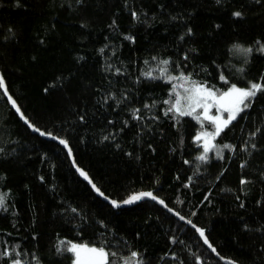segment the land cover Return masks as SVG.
Returning <instances> with one entry per match:
<instances>
[{
    "label": "trees",
    "instance_id": "1",
    "mask_svg": "<svg viewBox=\"0 0 264 264\" xmlns=\"http://www.w3.org/2000/svg\"><path fill=\"white\" fill-rule=\"evenodd\" d=\"M0 73L106 197L152 191L220 257L264 264V90L207 152L201 109L169 111L193 82L264 85V0H0ZM0 197V264H71L76 243L103 247L104 264H224L156 203L100 199L1 91Z\"/></svg>",
    "mask_w": 264,
    "mask_h": 264
},
{
    "label": "snow or ice",
    "instance_id": "2",
    "mask_svg": "<svg viewBox=\"0 0 264 264\" xmlns=\"http://www.w3.org/2000/svg\"><path fill=\"white\" fill-rule=\"evenodd\" d=\"M235 15L239 16L240 13H235ZM245 51H251V49H247ZM163 63L167 64V61H164ZM183 79H188L187 77H181ZM221 79H224L221 77ZM0 87H3V80L0 78ZM264 90V85L258 84V83H251L248 88L241 89L237 88L236 85H232L231 88L227 92L222 93L218 97L216 94L209 88H206L202 84H196L193 82V86L191 89H187L186 91L189 92V95L186 97V99L189 101V106L191 107V111L184 112L179 107V99H177L176 103L172 105V107L169 108V111H172L173 108L176 109L177 112L181 116L183 115H191L192 112L195 111L196 107H203L204 108V118L206 120L212 121L216 125V132L215 133H205V136L212 137L215 135H219L220 131L222 130V126L226 127L232 120L236 118V114L243 110V108L248 107V104L245 103V101L256 95L258 91ZM209 99H214L219 104L218 111L222 109L224 112L228 113L226 119H222L219 116H209L208 115V109L211 107V105L207 102ZM165 103H169L168 101H165ZM13 104L15 102L13 101ZM243 106V107H241ZM17 111L19 109L17 108ZM198 118V117H197ZM43 134V133H42ZM197 140L201 139V136L198 135L196 137ZM60 143L66 144V141L61 140ZM224 147H231L229 145H225ZM205 152L209 151V146L206 143L205 145ZM200 160H204L205 156L201 155L198 157ZM81 175H84L85 178H87L86 174L81 171ZM243 182V181H242ZM97 191H99L97 189ZM141 197H151L152 199H157L152 195V193H140L137 195H133L129 199L125 200L123 203L128 204L132 203L134 200H138ZM114 206H116V202H112ZM160 203H163V201H160ZM3 204V198L0 197V205ZM181 219H183L181 217ZM198 232H200V235L204 236V231L202 229H197ZM205 243H207V240L205 239ZM69 251H74L77 254V259L74 262V264H104L105 256L107 255L104 252L103 247L100 248H94V247H88L87 245H75L73 244ZM83 253V255H81ZM133 256H136V253L132 254ZM15 264H20L19 261H16Z\"/></svg>",
    "mask_w": 264,
    "mask_h": 264
},
{
    "label": "water",
    "instance_id": "3",
    "mask_svg": "<svg viewBox=\"0 0 264 264\" xmlns=\"http://www.w3.org/2000/svg\"><path fill=\"white\" fill-rule=\"evenodd\" d=\"M0 78H2L3 80V87H0V91L2 92V94L4 95V97L6 98L9 106L12 108V110L15 112V114L18 116V118L29 128V130L33 133H36L38 134L39 136L45 138V139H48V140H52L56 143H58L60 146H62L66 152V154L68 155L69 157V160L75 170V172L77 173V175L83 180L85 181L88 186L92 189V191L95 193V195H97L100 199H102L103 201H105L106 203H108L109 205H111L113 208H123V207H129V206H133L141 201H145V200H150L154 203H156L159 207L163 208L167 213H169L170 215H172L174 218H176L177 220H179L180 222L188 225L189 227H191L197 234V236L200 238V240L202 241L203 245L211 252L213 253L222 263L224 264H236V262L230 260V259H227V258H223V257H220L216 251L214 250V248L210 245L205 233H204V236L202 237L200 235V232L197 231V229H200L199 227H197L196 225H194L192 222H190L189 220H187L186 218L182 217L180 214H178L176 211H174L173 209L169 208L162 199H160L159 197H157L152 191H149V190H140V191H136V192H133L131 193L130 195H128L127 197H125L124 199L120 200V201H117V200H112L108 197H106L96 186L95 184L92 182V180L89 178V176L87 175V173L81 169L80 167H78L76 165V163L74 162V158L72 156V153H71V150L69 148V146L67 145V142L66 144H62L60 143L61 140L65 141L64 139H61V138H58L56 136H53L51 134H48V133H45L44 131L36 128L34 125H32L28 119L23 115L22 111L20 110L18 104L16 103V101L14 100V98L9 94L7 88H6V85H5V82H4V79L0 73ZM13 101L15 102V104H13ZM17 108L19 109V111H17ZM43 133V134H42ZM81 171H83L87 178H85L84 175H81ZM97 189L99 191H97ZM140 193H152V195L154 197H156L157 199H152L151 197H141L140 199L138 200H134L132 203H128V204H125L123 203L125 200L129 199L130 197H132L133 195H137V194H140ZM113 201L116 202V206L113 205ZM160 201H163V203H160ZM181 217L183 219H181ZM205 239L207 240V243H205Z\"/></svg>",
    "mask_w": 264,
    "mask_h": 264
},
{
    "label": "rangeland",
    "instance_id": "4",
    "mask_svg": "<svg viewBox=\"0 0 264 264\" xmlns=\"http://www.w3.org/2000/svg\"><path fill=\"white\" fill-rule=\"evenodd\" d=\"M237 88H241V89H246V88H248V87H240V86H236ZM192 87H190V88H181L180 89V91H179V96H178V98L177 99H179V107H180V109L182 110V111H184V112H189V111H191V107L189 106V101L186 99V97L189 95V92L188 91H186L187 89H191ZM229 88H231V86L229 87ZM229 88L225 91V92H227L228 90H229ZM224 93V92H223ZM221 95V94H220ZM216 96L218 97L219 95H217L216 94ZM177 101V100H176ZM176 101H175V103H176ZM210 105H211V107H209V109H208V115L209 116H219V117H221L222 119H226L227 118V115H228V113H226V112H224L222 109H220L219 111H218V108H219V104L217 103V101L216 100H214V99H209L208 101H207ZM241 107H243V106H241ZM196 108H198V107H196ZM195 108V109H196ZM200 109H201V116L204 118V108L203 107H199ZM239 113V112H238ZM237 113V114H238ZM236 114V115H237ZM191 116H193L194 118H196V119H198L197 118V116H194L193 115V112H192V114H191ZM210 121V120H209ZM211 123H212V125H213V131L212 132H198V133H196L195 135H194V140L197 142V143H199L201 146H203L204 148H205V145H206V143L208 144V146L210 145V140H211V138H213L214 136H212V137H208V136H205L204 134L205 133H215L216 132V125L212 122V121H210ZM224 126H222V128H223ZM198 135H200L201 136V139H199V140H197L196 139V137L198 136ZM73 244H69L68 245V250L71 248V246H72ZM75 245H86V244H79V243H76ZM88 247H94V248H99V247H95V246H91V245H87ZM71 252V254H72V263L71 264H74V262L76 261V259H77V254H76V252H74V251H70ZM104 252H105V250H104ZM106 253V252H105ZM81 255H83V253H81ZM105 259H106V256H105ZM105 259H104V261H105ZM15 262L16 261H13V262H11V264H15Z\"/></svg>",
    "mask_w": 264,
    "mask_h": 264
}]
</instances>
